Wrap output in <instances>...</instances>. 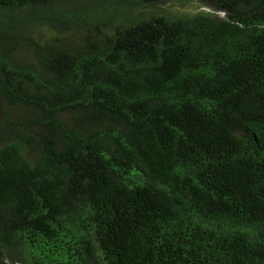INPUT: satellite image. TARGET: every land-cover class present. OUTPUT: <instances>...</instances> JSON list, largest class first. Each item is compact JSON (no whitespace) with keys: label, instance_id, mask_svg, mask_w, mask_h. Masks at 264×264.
Returning a JSON list of instances; mask_svg holds the SVG:
<instances>
[{"label":"trees","instance_id":"16d2710c","mask_svg":"<svg viewBox=\"0 0 264 264\" xmlns=\"http://www.w3.org/2000/svg\"><path fill=\"white\" fill-rule=\"evenodd\" d=\"M0 264H264V0H0Z\"/></svg>","mask_w":264,"mask_h":264},{"label":"rangeland","instance_id":"374dc122","mask_svg":"<svg viewBox=\"0 0 264 264\" xmlns=\"http://www.w3.org/2000/svg\"><path fill=\"white\" fill-rule=\"evenodd\" d=\"M39 34H40L43 38H45V37L49 34V32H46L45 30H42V31L39 32Z\"/></svg>","mask_w":264,"mask_h":264}]
</instances>
